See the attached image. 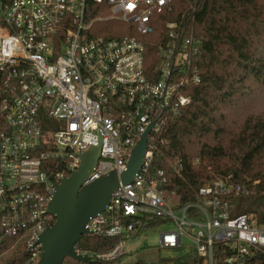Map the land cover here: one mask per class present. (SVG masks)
<instances>
[{"label":"built area","instance_id":"obj_1","mask_svg":"<svg viewBox=\"0 0 264 264\" xmlns=\"http://www.w3.org/2000/svg\"><path fill=\"white\" fill-rule=\"evenodd\" d=\"M201 0H0V254L1 264H39L40 238L56 223L49 205L56 189L101 147L83 187L116 173L120 187L104 212L89 219L87 237L113 240L96 253L110 263L128 255V243L154 228L160 250L193 254L202 264H258L264 257V183L211 174L189 197L186 165L161 145L170 121L191 104L184 91L201 83V41L195 35ZM92 3L99 9H90ZM99 13L95 19L91 16ZM120 22L111 39L95 23ZM139 37H157L160 61L145 65ZM142 167L130 184L121 177L151 127ZM200 160L193 162L198 166ZM200 264V263H197Z\"/></svg>","mask_w":264,"mask_h":264},{"label":"trees","instance_id":"obj_2","mask_svg":"<svg viewBox=\"0 0 264 264\" xmlns=\"http://www.w3.org/2000/svg\"><path fill=\"white\" fill-rule=\"evenodd\" d=\"M188 1L175 0L178 8L172 19L186 10ZM89 7L99 9L92 3ZM196 14L195 35L201 41L198 61L201 83L189 85L184 91L191 97V104L168 123L161 145L167 158L185 162L189 197L184 201H194L192 190L210 179L209 173L231 172L239 180L250 178L264 183V117L248 112L258 97H264V0H201ZM98 16L95 13L91 19ZM95 24L101 30L98 34L111 39L123 37L128 29L120 22ZM136 36L146 46L147 71H155L160 61L153 44L160 39ZM2 129L4 121L0 114V132ZM197 159L200 164L196 167L193 162ZM246 201L251 205L242 212H259L264 198L260 201L256 196ZM113 244V240L86 236L76 247L96 253L110 249ZM6 249L7 246L0 248V254ZM122 259L81 263L68 258L64 264H123ZM251 262L264 264V257ZM197 263L203 262L191 253L154 264Z\"/></svg>","mask_w":264,"mask_h":264},{"label":"water","instance_id":"obj_3","mask_svg":"<svg viewBox=\"0 0 264 264\" xmlns=\"http://www.w3.org/2000/svg\"><path fill=\"white\" fill-rule=\"evenodd\" d=\"M153 125L143 135L122 175L124 185L130 184L140 171L147 151V140ZM101 154V147L92 148L81 156L82 166L69 179L57 187L55 196L49 205V214L56 223L48 228L40 238L43 256L39 264H64L66 259L89 263L76 252V246L83 237L89 235L86 225L89 219L104 212L112 195L120 187L116 173H110L89 186L84 181L92 174Z\"/></svg>","mask_w":264,"mask_h":264},{"label":"rangeland","instance_id":"obj_4","mask_svg":"<svg viewBox=\"0 0 264 264\" xmlns=\"http://www.w3.org/2000/svg\"><path fill=\"white\" fill-rule=\"evenodd\" d=\"M251 104L250 102L249 105L251 106ZM248 112H255L264 117V97H258L256 104H253ZM211 174L212 173H209V175ZM160 231H162V229L154 228L146 233L144 232L137 235L133 242L128 243V255L122 259V263L134 264L141 261L147 264H154L158 263L161 259H170L182 255V252L178 250H160Z\"/></svg>","mask_w":264,"mask_h":264}]
</instances>
